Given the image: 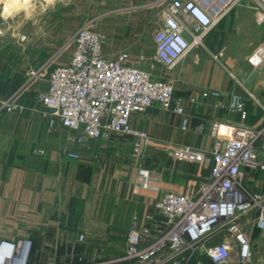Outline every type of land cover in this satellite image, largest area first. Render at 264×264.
I'll use <instances>...</instances> for the list:
<instances>
[{"label": "built area", "instance_id": "built-area-1", "mask_svg": "<svg viewBox=\"0 0 264 264\" xmlns=\"http://www.w3.org/2000/svg\"><path fill=\"white\" fill-rule=\"evenodd\" d=\"M243 1L168 0L152 35L153 55L149 59L139 56L135 62L126 52L107 56L105 32L83 24L66 62L47 74L42 67L25 72L23 92L44 85L37 96L41 116L48 132H66L65 157L79 160L69 145L111 136L133 140L137 177L132 192L146 198L148 208L142 217H132L124 255L118 262L189 264L195 257L194 264H204V258L213 264H250L255 235L264 239V119L247 125L245 102L234 93L228 103L216 107L229 115L238 114L239 122L212 120L194 128L190 110L202 102L219 101L220 92L205 89L177 98L175 80L164 77L175 72L192 50L204 47L207 36ZM253 2L264 20V0ZM14 96L0 100L1 112L17 108ZM154 104L181 118L182 145L170 152L175 160L208 170L206 181L190 180L184 191L167 190L163 172L144 166L142 144L149 138L131 120ZM192 131L199 136L209 132L211 145L202 150L191 148L186 143ZM217 237L221 243L208 246ZM78 241H83L82 235ZM32 247L25 236L0 238V264H43L31 263Z\"/></svg>", "mask_w": 264, "mask_h": 264}, {"label": "crops", "instance_id": "crops-1", "mask_svg": "<svg viewBox=\"0 0 264 264\" xmlns=\"http://www.w3.org/2000/svg\"><path fill=\"white\" fill-rule=\"evenodd\" d=\"M160 1L57 0L64 8L80 10L82 19L64 21L65 14L57 11L54 4L52 40L66 39L81 24L94 28L83 17L89 15L87 10H99L106 19L95 28L107 35L103 50L107 56L126 52L133 62L139 56L149 59L144 35L153 16L166 6V0ZM109 9H115L118 16L110 28ZM147 42L153 54L152 36ZM221 53L222 59H215ZM20 56L16 61L0 60V100L15 95L17 106L11 112L0 111V238H29L38 263L128 264L116 260L124 255L132 217H142L148 208V200L132 192L137 177L131 161L133 140L111 136L108 140L73 144L69 146L79 154V160L65 157L62 149L67 143L66 132H48L41 116L37 96L44 85L21 90L33 60L29 62V52L25 50H21ZM240 57H244L245 64L240 71V80L246 82L244 92L237 89L230 75ZM164 77L175 80L177 98L198 95L205 89L220 92L219 101L202 102L190 110L194 128L209 119L239 122L238 114L229 115L216 107L228 103L234 93L243 95L246 101V124L260 123L264 119L262 10L250 0L238 4L207 36L204 47L192 50L175 72ZM131 123L147 133L149 142L142 144L147 153L159 154L182 145L181 118L161 110L157 104L145 114L133 117ZM200 138L192 131L186 144L196 148L203 142L202 148L211 145V139ZM164 188L179 190V186L169 183ZM80 235L82 242L78 241ZM206 259L204 264H213Z\"/></svg>", "mask_w": 264, "mask_h": 264}, {"label": "rangeland", "instance_id": "rangeland-1", "mask_svg": "<svg viewBox=\"0 0 264 264\" xmlns=\"http://www.w3.org/2000/svg\"><path fill=\"white\" fill-rule=\"evenodd\" d=\"M161 1L164 2V0ZM167 2L168 0H166L165 5ZM54 4H56L57 11H60L61 14H65L64 21L78 22V20L82 19L80 10L74 8L69 10L64 8L62 5L57 4V0H0V60L16 61L21 58V50H25L29 52V62L33 60V63H30L32 66L31 68L42 67L44 74H47L57 64H62L68 60L73 47L74 36L82 24L78 28L76 27L66 39L60 40L59 42L52 40L51 13ZM11 5H14V7L6 11L5 8ZM87 12L89 15H85L83 18L85 22L89 21L90 24L94 26L92 29H96L95 27H98L100 22H105V15H100L99 10L96 12L87 10ZM117 17L115 9L108 10V28H110L111 23L116 22ZM158 17L159 14L157 12L150 20L148 31L144 35V45L146 46L144 47L146 48L145 53L147 57L153 55L152 50L147 48L149 45L147 39H149L158 28ZM23 37L26 40L21 42V38ZM238 52L241 53L242 51L238 50ZM40 54L42 57H38ZM223 56V53H221L215 57L221 60ZM35 57L37 61H35ZM238 61V66L230 69V75L233 77L232 79L235 80L237 89L244 92L246 82L240 80V71L245 69L244 57L238 58ZM238 95L243 98V95ZM243 100L245 102V107H247L244 98ZM207 121L205 120L202 123L207 124L211 120L209 119ZM248 124L252 125L251 122H248ZM203 139L206 141L209 140V132H205L203 136L201 135L200 140ZM195 141H197V138L194 137L193 142ZM203 144L204 142L198 148L191 145V148L202 150ZM132 160L133 154L131 153V161ZM143 164L147 169H157L163 172L165 174V183L179 186V191H184L190 180L199 179V182L206 181L207 175L209 174L208 170L201 169L200 166L194 162L184 159L175 160L170 150L159 154L145 152ZM221 240L222 238L220 237L214 238L208 243V246H215L221 243ZM34 256H36V254H33V257ZM194 259L195 257L190 260L189 264H193ZM262 260H264V239L261 238L259 234H256L254 237L252 263L250 264H256ZM34 262H36L35 257Z\"/></svg>", "mask_w": 264, "mask_h": 264}, {"label": "trees", "instance_id": "trees-1", "mask_svg": "<svg viewBox=\"0 0 264 264\" xmlns=\"http://www.w3.org/2000/svg\"><path fill=\"white\" fill-rule=\"evenodd\" d=\"M176 96V95H175ZM157 170V169H155ZM157 171H160V170H157ZM164 174V173H163ZM164 177H165V174H164ZM34 251H35V248H34V244H33V247H32V252H31V263H36L34 262V257H33V254H34ZM206 261H210L209 259H206ZM211 262V261H210Z\"/></svg>", "mask_w": 264, "mask_h": 264}, {"label": "bare ground", "instance_id": "bare-ground-1", "mask_svg": "<svg viewBox=\"0 0 264 264\" xmlns=\"http://www.w3.org/2000/svg\"><path fill=\"white\" fill-rule=\"evenodd\" d=\"M15 5V4H14ZM14 5H11V6H7L5 9L6 11H8L10 8L14 7Z\"/></svg>", "mask_w": 264, "mask_h": 264}]
</instances>
